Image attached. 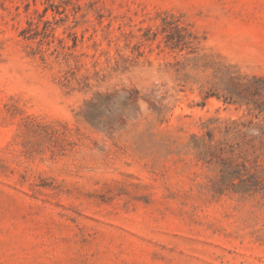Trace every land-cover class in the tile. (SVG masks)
Here are the masks:
<instances>
[{
    "label": "rangeland",
    "instance_id": "rangeland-1",
    "mask_svg": "<svg viewBox=\"0 0 264 264\" xmlns=\"http://www.w3.org/2000/svg\"><path fill=\"white\" fill-rule=\"evenodd\" d=\"M0 264H264V0H0Z\"/></svg>",
    "mask_w": 264,
    "mask_h": 264
},
{
    "label": "trees",
    "instance_id": "trees-1",
    "mask_svg": "<svg viewBox=\"0 0 264 264\" xmlns=\"http://www.w3.org/2000/svg\"><path fill=\"white\" fill-rule=\"evenodd\" d=\"M134 93L137 95L139 92L134 91ZM109 100L116 102L122 101V105L126 106L128 104L134 105L138 101V98L133 96V91H123L121 95L117 92L113 94H97L95 99L86 103V110L83 113L85 120L93 126H95L94 121H102L103 116L100 110L106 106ZM149 103L150 108L159 115L163 112V107L159 100L153 99V102L151 101ZM99 123L97 122V124Z\"/></svg>",
    "mask_w": 264,
    "mask_h": 264
}]
</instances>
